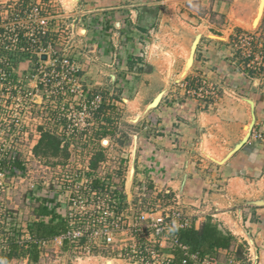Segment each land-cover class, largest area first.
Returning <instances> with one entry per match:
<instances>
[{"label": "rangeland", "instance_id": "obj_1", "mask_svg": "<svg viewBox=\"0 0 264 264\" xmlns=\"http://www.w3.org/2000/svg\"><path fill=\"white\" fill-rule=\"evenodd\" d=\"M91 1L89 8L85 0H0V264L13 234L20 247L6 264H121L103 250L87 254L82 244L74 250L56 238L40 244L31 261L28 226L38 221L34 211L42 203L29 202L28 195L43 198L41 191L69 178L79 182L75 173L87 167L95 178L106 169L125 187L133 208L152 168L147 153L159 138L178 139L165 131V117L173 114L168 109L196 101L182 111H200L210 121L220 118L216 112L225 99L243 106L246 90L264 93V20L257 29L263 11L249 31L225 12L234 9L231 4L256 7L253 0H227L220 11L212 10V0H169L162 28L152 34L107 32L106 11H96ZM119 11L122 27L125 11ZM150 65L155 75L144 77L140 68ZM96 98L99 105L92 104ZM158 102L166 114L155 108ZM43 133L59 142L56 155L36 147ZM242 136L238 123L209 124L197 136L205 165L220 167ZM13 155L26 164L24 177L5 173ZM209 184V198L219 195ZM244 250L239 256L220 252L219 259L244 260Z\"/></svg>", "mask_w": 264, "mask_h": 264}, {"label": "crops", "instance_id": "obj_2", "mask_svg": "<svg viewBox=\"0 0 264 264\" xmlns=\"http://www.w3.org/2000/svg\"><path fill=\"white\" fill-rule=\"evenodd\" d=\"M85 1L91 8L93 1ZM226 1L212 0V10L220 11ZM95 2V9L96 7L100 8L96 11H106L105 14L108 15L105 21L107 32H110L107 27H113L118 28L121 34L128 33L129 30H133L130 33L140 32L141 34L146 32L152 34L157 32V29L161 30L164 23L161 19L167 13L165 5L170 3L169 0H95ZM253 2L256 7L251 9L243 6L240 8L236 4H231L234 9L228 7L229 12L225 10L228 17L236 21L234 25L242 27L244 31H249L254 26V17L257 16L256 12L261 8L263 12L260 17L262 18L257 23V29L263 25L264 6L260 4V0H253ZM118 9H120V13L125 11L122 27L119 22ZM113 10L115 12H112ZM125 22L128 26L125 25ZM230 33L227 32V36L224 38H229ZM222 44L224 45V43ZM204 48L201 46V51ZM140 69H142L144 77L155 75L151 65L143 66ZM135 75L139 74L135 73ZM261 92L262 90L250 89L249 92L246 90L248 96L242 99L243 106L225 99V104L223 103L216 112L221 115L220 118H216L217 121H215L216 119L207 121L206 118H209V115L200 111L196 114L193 109L191 112L182 111L183 106L190 105L193 107V102L199 105L196 101L185 100L186 104L180 105L182 109H175L174 107L168 109L166 107L173 114L165 117L167 122L164 125L168 130L165 131L170 135H174L176 132L175 137L178 139L176 141L172 136L165 133V138H159L155 141L157 146L154 152L149 150L147 153L150 160L147 163L152 164V168L149 167V169L163 178L161 183L168 184L173 190H179L182 193L186 211L193 217L195 224L191 229L198 231L205 223L209 222L216 225L218 230L223 233H226L224 232L226 230L231 237V245L227 249H218L219 252L234 251L239 256L241 250L243 251V246L245 252L249 246H253L257 255L256 264H264V96L262 95L264 93ZM158 104L159 102L155 108H159V111L166 114L167 109L158 106ZM146 108L147 106L143 108L142 113L146 111ZM203 119L206 122H203ZM220 120L228 126L238 123V126L242 128L243 136L241 142L237 140V143L240 144L230 150V155L228 154V158L220 167L207 166L204 160L207 155L200 149L201 143L197 136L203 134L204 128L207 129L209 124L213 123V126L216 122L220 124ZM254 130L261 133L263 140L259 141L251 137V131ZM244 139H246L245 143L242 141ZM206 174L214 179L208 181L205 178ZM211 181L213 188L217 189L219 195L214 197L212 195L209 198L208 189H210L209 183ZM239 197L241 198L239 199ZM37 220L47 224L51 221V216L40 217ZM58 220L53 219V222L57 223ZM58 236L51 237V241L55 238L59 240L57 239ZM181 242L187 245L191 252L212 254L216 250L208 249L207 252L203 253L199 246L193 248L184 241L181 240ZM245 243L248 245L247 247H245ZM179 254L182 256L181 253Z\"/></svg>", "mask_w": 264, "mask_h": 264}, {"label": "built area", "instance_id": "obj_3", "mask_svg": "<svg viewBox=\"0 0 264 264\" xmlns=\"http://www.w3.org/2000/svg\"><path fill=\"white\" fill-rule=\"evenodd\" d=\"M252 44L256 45V42ZM95 100L92 104L99 105L100 99ZM251 137L263 140L259 132ZM24 166L26 169L25 163ZM5 173L12 178H21L26 170L19 173L8 168ZM76 173L79 182L69 178L58 186L59 189L54 186L46 194L41 191L43 198L28 195L29 202L33 199L41 203L45 199L52 201L49 209L65 224V231L57 238L59 242L69 244L71 249H79L81 244L87 254L100 249L121 264H176L178 252L183 256L181 264H253L254 252L250 246L241 261L235 258L220 261L218 249L212 254L189 251L179 238V234L191 229L194 223L185 210L183 195L161 183L163 178L151 169L145 171L143 183L138 186L141 194L137 196V203L133 202V208L129 206L125 187L112 178L111 172L101 170L95 178L93 170L87 167L81 174ZM148 179L149 184H146ZM111 182H117V187ZM30 240L36 244L38 252L40 244L51 242V238L30 237Z\"/></svg>", "mask_w": 264, "mask_h": 264}, {"label": "trees", "instance_id": "obj_4", "mask_svg": "<svg viewBox=\"0 0 264 264\" xmlns=\"http://www.w3.org/2000/svg\"><path fill=\"white\" fill-rule=\"evenodd\" d=\"M41 138L37 144V148L42 147L46 152H50L56 155L59 151V142L53 137L47 134H41ZM36 149V148H35ZM11 170L22 173L25 171V166L22 160L18 159V156L13 155L9 161ZM52 201L45 199L42 204L34 211L37 218H44L45 216H51V221L45 224L44 222H33L28 226V232L32 239H48L57 235H60L65 231V224L60 216H57L49 209V205ZM53 219L58 220L57 223L53 222ZM180 240L184 241L193 248L197 246L202 250L201 252H207L208 249H227L231 245V237L218 230L217 226L209 222L205 223L198 231L189 229L179 234ZM17 235L13 234L7 238L8 250L5 254V264L10 262L16 254L20 244L18 246ZM30 257L31 261L36 262L38 259L37 246L34 243H30ZM183 257L178 253L176 254V264H180ZM186 264H191L186 262Z\"/></svg>", "mask_w": 264, "mask_h": 264}, {"label": "water", "instance_id": "obj_5", "mask_svg": "<svg viewBox=\"0 0 264 264\" xmlns=\"http://www.w3.org/2000/svg\"><path fill=\"white\" fill-rule=\"evenodd\" d=\"M42 59H44V57H42ZM250 247L252 248V250H253V252H254V262H253V264H256V262H257L256 251H255V249L253 248V246H250Z\"/></svg>", "mask_w": 264, "mask_h": 264}, {"label": "bare ground", "instance_id": "obj_6", "mask_svg": "<svg viewBox=\"0 0 264 264\" xmlns=\"http://www.w3.org/2000/svg\"><path fill=\"white\" fill-rule=\"evenodd\" d=\"M262 1V0H261ZM261 6V5H260ZM262 9V8H261ZM259 10V9H258ZM257 19H260V18H257ZM256 20V19H255ZM258 22V21H257ZM106 264H111V262H106Z\"/></svg>", "mask_w": 264, "mask_h": 264}]
</instances>
